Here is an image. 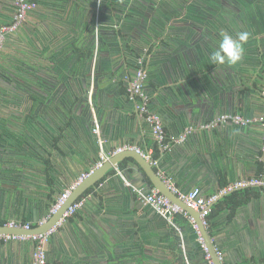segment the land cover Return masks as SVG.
<instances>
[{
    "label": "crops",
    "instance_id": "obj_1",
    "mask_svg": "<svg viewBox=\"0 0 264 264\" xmlns=\"http://www.w3.org/2000/svg\"><path fill=\"white\" fill-rule=\"evenodd\" d=\"M35 1L36 9L27 14L17 31L6 36L0 54V184L3 187L5 182L14 185V190L0 188V224L14 220L27 222L32 227L48 218L52 204L98 160L100 146L92 131L94 117L98 120L99 137L108 157L124 144L136 146L145 155H151L157 146L149 125L126 97L127 83L121 80L125 76L119 74L124 70L120 60L116 61L115 75H121L116 77L117 83L110 81L100 86L106 88L107 95L119 105L101 106L94 101L90 105L96 115L90 120L86 114L83 97L89 86L88 74L92 66L97 73L106 67L112 68L116 60L112 56L117 46L115 35L125 27L124 19L114 15L112 1ZM154 1L169 10L172 5H182L184 0ZM246 2L237 0L235 9ZM13 13V0H0V23L8 22ZM237 17L218 21L223 24L230 21L238 26ZM99 24L107 26L100 34L94 31ZM192 34L200 39V48H187L191 55L185 69L189 73L180 72V79L174 81L167 73L163 74L166 83L161 93L159 89L152 91L149 80L144 83V89L150 97V108L161 117L169 141L186 127H193L183 142L171 143L165 150L157 146L159 153L153 167L179 191L198 188L208 197L218 194L226 184L230 186L261 173L262 128L259 124L227 123L213 129H202L199 125L223 113L256 118L263 106L264 70L260 73L250 62L246 42L244 51L248 52L249 61L243 69L244 84L237 96V90L227 89L224 77L228 74L240 78L243 72L234 68L233 71L225 67L218 69L210 59V48L201 42L200 32L194 29L190 34L193 37ZM176 44L172 43L171 47ZM146 47L149 49V45ZM152 50L160 52L158 47H150L154 58L149 60L150 65L157 60ZM131 57L134 63L139 58L147 60L144 54ZM150 68L155 70L156 66ZM11 69L22 73L21 81L16 83L7 77ZM47 70L53 71L60 82L62 76L67 78L63 92L48 93L42 88L38 76ZM35 72L38 73L36 82L30 79ZM63 98L68 102L62 103ZM183 105L191 107L192 111L179 110ZM140 184L136 171L127 168V159L117 163L116 168L110 169L82 196L86 197L83 208L52 228L46 246L47 260L89 264L88 258L98 252L104 242L109 244L115 240L107 236L114 232L116 264L122 260L129 264H179L174 234L181 239L183 233L188 251L184 253L186 264H208L196 247L189 220L177 215L175 219L180 225L177 231L138 196L137 188L148 193L147 187ZM153 189L151 186L150 190ZM250 193L246 203L234 211L212 212L223 196L211 206L206 228L222 251L224 264L264 261V190L254 186ZM32 249L30 241L0 242V264H34ZM186 256H190L189 260Z\"/></svg>",
    "mask_w": 264,
    "mask_h": 264
},
{
    "label": "water",
    "instance_id": "obj_2",
    "mask_svg": "<svg viewBox=\"0 0 264 264\" xmlns=\"http://www.w3.org/2000/svg\"><path fill=\"white\" fill-rule=\"evenodd\" d=\"M111 1L113 3V8L115 11L114 15L117 19H120L121 17L124 19L123 22L125 24V27L122 28L120 32L118 31V34L115 35L117 46L114 48L115 53H113L112 56H114L116 60L114 61L112 68L111 66L110 68L106 67V69H102L101 73H97V69L92 66L91 72L88 74L89 86L87 87L83 99L84 101H86V114L89 115L90 120L93 118V114L96 115L97 113H93V110L91 108L92 106L90 105L92 103L94 104V101H96L95 105L101 106L119 105L118 102L113 101V98L107 95V89L100 88V86L105 85L110 81H112V83H117L116 77H120L121 75L125 76V78H121L123 83H128V80L130 79L128 78V75L134 72L137 68V64L131 60V56L137 55L138 57L144 54V56L147 57V60L145 61L146 76L144 79V83L149 80L152 91L155 92L157 91V89H159L161 93L162 88L166 83V79H164L163 74L167 73L168 78L173 81L176 78L180 79L181 75L184 73V70L188 71V69H185V65L188 62V56H190L191 53L189 54L190 50H187V48H200V39L197 40L194 34H192L194 38L190 35L192 30L195 29L197 30V32H200L199 37H201V42L205 43V46L207 48H210V57L211 53H213L217 49L218 44L224 34H228L236 39L238 34L240 33V31L238 30V26L230 23V21L226 24L220 23L221 21H218L223 18H227V20L228 18H235V15L239 14L238 12L240 9V7L237 6L235 10H232L221 0H196L199 1L200 4L193 3V0H184L181 1L182 5H172L169 10L164 9L161 4L157 3L154 0ZM256 2L261 3L263 1L257 0ZM109 5L110 7L112 6L110 3ZM110 12H112L111 9ZM183 22H186L188 25H180ZM102 25L103 24H99L94 31H96V33H101L107 27ZM174 42L177 44L176 47L172 48L171 44ZM148 45L149 49L152 46L154 48L158 47L160 49V52H153L152 50L154 56L157 57V60L151 64L152 66H156L155 70H152L150 68L151 65L149 63V60L154 58L150 55L148 47H146ZM162 49H164L165 51H163ZM247 54L248 52L244 51L242 59L236 65L230 66L228 64H215L220 70L225 67V70L233 71L234 68V70L240 73L243 72V75L241 74L240 78L239 76L235 78L229 77L228 74L226 75L227 77H224V80H226V83L228 85L227 89L230 88L233 90H237V96L240 94V86L244 84L242 80L245 79L244 74L246 73H244L245 71L243 69L247 66V63L249 61L246 57ZM118 60L123 62L124 70L119 73L121 75L116 76V63L118 62ZM93 61H95L94 58ZM186 71L185 74L187 73ZM8 74L9 75H7V77L11 80H14L16 83L17 81H21L20 76L22 75V73L18 72L17 70L11 69ZM36 75H38L37 72L34 73L33 77H37ZM33 77H30V79L36 82L38 79H34ZM38 77L40 79L39 83L41 84L42 88L48 93H52L58 90L63 92L65 90L67 78H64V76H62L60 82L56 77H54L53 71L47 70L45 73H42ZM161 95L164 96V94ZM67 102L68 101L63 98L62 103ZM119 102L122 104V101L119 100ZM182 109L187 110L188 113L189 110L192 111V108H188V106L186 105H183V108H179V110ZM97 124L99 126L98 120ZM93 127L94 123L92 129ZM124 159H127V168L131 169L132 172L136 171L137 179L141 183L140 185H145L147 187L148 193L151 191L150 187L152 186L170 201L178 204L180 207L184 208L187 211V213L192 218V222L189 221L188 227L191 228V230L195 234L196 247L199 248V252L204 255V250L201 246L202 243L207 249V253L211 258V262L213 264H222L218 256L216 255V249H218L217 245L212 239V236L209 234L202 218H200L199 212L185 205L182 200L178 198V196L168 187L164 177L159 175L150 160L145 158L144 153H142L138 148L123 150L114 153V155L111 157H108L99 167L95 168L93 172L89 173L85 178L82 179L81 182L74 186L64 202L58 208H56L55 212L51 213V215L48 216V218L38 226L31 227L30 230H23L20 227H8L6 226V223L0 224V234H32L46 232L52 229L62 219L63 213L72 202L82 197L89 188L99 183L110 169L116 168L117 163ZM0 182L2 183L1 179ZM3 185L6 186L3 187L0 184V188L8 191L10 190L9 187H12V189L14 190V185L9 182H5L3 183ZM233 190L234 189L220 194L217 199ZM214 202L209 205V208H211ZM107 236L115 237V240L109 244L104 242V245L101 249H99L98 252L94 253L90 257L88 256L89 264H113L115 262V260L113 259V255L116 249L115 244L117 243L116 236L114 232L109 233V235ZM199 237H201L200 241ZM104 239L105 238L103 236L102 240ZM112 243H114L113 247L111 246ZM176 245V256L182 258L181 264H186L185 254H187L188 251L185 249L186 241L183 238V233L181 235V239L177 241ZM189 257L190 256H186V260H189ZM127 260L129 262V259ZM119 263L129 264L126 260H122V262L120 261Z\"/></svg>",
    "mask_w": 264,
    "mask_h": 264
},
{
    "label": "built area",
    "instance_id": "obj_3",
    "mask_svg": "<svg viewBox=\"0 0 264 264\" xmlns=\"http://www.w3.org/2000/svg\"><path fill=\"white\" fill-rule=\"evenodd\" d=\"M14 5V13L11 17V19L6 23H0V53L3 48V43L6 39V36L8 34H11L15 31H17L23 21L25 20L27 14L37 7V2L35 0H13ZM137 68L133 72V76L128 80L127 86H126V97L127 99L133 104L135 111L144 118L146 123L149 125L151 129V134L154 139V141L157 143V146L160 150H165L170 148L171 143H181L183 142L187 135L193 131V127L189 126L184 129L182 133H180L177 137L173 138L172 141H169L167 139L165 130L162 125L161 117L158 113L153 111L150 108L149 101L150 97L147 94V92L144 89V79L146 76V66H145V59L139 58L136 62ZM261 93L263 96V106L261 113L254 119H249L241 116L240 114L235 113H223L219 114L209 120H206L205 122H202L199 127L202 129H213L215 127H218L220 125H224L227 123H233V124H239V125H248L250 123H257L262 128V134H261V155L260 160L262 161V170L261 173L258 176H254L247 180H238L233 185L226 186L223 189H221L218 194H214L208 197H204L198 188H193L192 190L188 192H182L179 191L173 183L170 182L168 179L166 181L168 187L178 196L182 202L195 209L199 212L200 218H202L203 223L207 224V216L209 215L211 208H209V205L214 202L218 195L225 193L226 191L232 190V189H239L244 188L248 186H259L264 187V83L263 87L261 89ZM93 133L96 134L98 144L100 146V153L99 158L95 162L94 166L90 168L87 172H83L78 179L76 180L75 184L76 186L79 182L82 181L83 178H85L89 173L93 172V170L97 167H99L107 158L108 154L104 152L102 143L103 140L99 137V129L97 124V119L94 117V127L92 129ZM137 147L131 144H124L122 146H119L113 150L110 154H114L123 150L127 149H136ZM145 158L149 159L152 165L154 166L157 161L152 158V154L145 155ZM118 174L124 178L120 172ZM127 183V181L125 180ZM72 187V188H73ZM72 188L66 189L60 197L56 200L54 204L50 207L48 216L51 215V213L55 212L56 208H58L64 200L68 197L70 194V191ZM137 193L142 200L152 207L160 216H162L164 219H166L177 231L180 230V228L175 224V217L176 215H181L185 218H187L190 222H192V218L187 213V211L180 207L178 204L173 203L168 198H166L162 193H160L158 190L153 189L148 194H144L143 190L140 188H137ZM86 202V197H80L76 199L74 202H72L63 213L62 219L72 216L76 211L83 208L84 204ZM6 226L8 227H20L23 230H30L32 227L29 223H21L18 221H8L6 222ZM52 229L41 232V233H32V234H0V242H9V241H30L33 244L32 249V261L34 264H65L63 262H54L47 260L46 257V246L49 242V237L51 235ZM201 240V237H199V241ZM202 249L204 250L205 259L208 264H213L211 262V258L209 254L207 253V249L204 246V244L201 243ZM216 255L218 256L220 262L224 264L223 262V253L221 250L216 249Z\"/></svg>",
    "mask_w": 264,
    "mask_h": 264
},
{
    "label": "flooded vegetation",
    "instance_id": "obj_4",
    "mask_svg": "<svg viewBox=\"0 0 264 264\" xmlns=\"http://www.w3.org/2000/svg\"><path fill=\"white\" fill-rule=\"evenodd\" d=\"M221 1L232 10H235L236 5L234 4L237 0ZM245 1L247 2L241 5L242 8L237 5L240 7L238 12L240 17H235H237L240 33L247 32L249 34L247 41V48L250 53L249 60L261 73L262 69L264 70V0L261 3L254 2V0ZM242 17L243 19H239Z\"/></svg>",
    "mask_w": 264,
    "mask_h": 264
},
{
    "label": "clouds",
    "instance_id": "obj_5",
    "mask_svg": "<svg viewBox=\"0 0 264 264\" xmlns=\"http://www.w3.org/2000/svg\"><path fill=\"white\" fill-rule=\"evenodd\" d=\"M248 38L249 34L247 32L239 33L236 39L224 34L217 49L211 54V61L218 65H236L243 57L244 44Z\"/></svg>",
    "mask_w": 264,
    "mask_h": 264
},
{
    "label": "trees",
    "instance_id": "obj_6",
    "mask_svg": "<svg viewBox=\"0 0 264 264\" xmlns=\"http://www.w3.org/2000/svg\"><path fill=\"white\" fill-rule=\"evenodd\" d=\"M102 37L103 36L99 35L100 39H102ZM155 147L156 148H154L155 150L152 153L153 159H156L158 157V153H159L156 145H155ZM226 186H228V185L226 184V185L222 186L220 188V190ZM252 187H254V186H248V187H244L241 189H236V190L231 191L229 194L224 195L223 198L217 200V202L215 203L214 211H212V212H215V211L220 210V209H230L231 211H234L238 206L246 203V201L249 199L247 195L251 194L250 190L252 189ZM261 189L264 190V187H261ZM87 193H88V190L86 191L85 194H87ZM209 215H210V213H209ZM209 215L207 216V223H208ZM174 221H175V224L179 227L180 226V225H178L179 222H177L176 219H174ZM173 230H174L173 232L175 233L174 228H173ZM174 241L175 242L179 241V236L176 233L174 234ZM203 256L205 257V255H203ZM176 261H177V263L181 264L182 258L177 257ZM259 264H264V261L262 263L260 262Z\"/></svg>",
    "mask_w": 264,
    "mask_h": 264
},
{
    "label": "rangeland",
    "instance_id": "obj_7",
    "mask_svg": "<svg viewBox=\"0 0 264 264\" xmlns=\"http://www.w3.org/2000/svg\"><path fill=\"white\" fill-rule=\"evenodd\" d=\"M192 2H193V3L200 4V2H199V1H196V0H193ZM0 54H1V53H0ZM16 64H18V62H17V63H15V65H16ZM234 190H235V189H234Z\"/></svg>",
    "mask_w": 264,
    "mask_h": 264
}]
</instances>
